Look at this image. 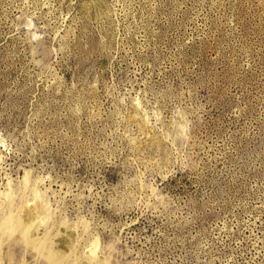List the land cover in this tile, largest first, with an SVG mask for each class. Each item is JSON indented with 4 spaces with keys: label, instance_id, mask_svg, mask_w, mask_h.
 I'll use <instances>...</instances> for the list:
<instances>
[{
    "label": "rangeland",
    "instance_id": "rangeland-1",
    "mask_svg": "<svg viewBox=\"0 0 264 264\" xmlns=\"http://www.w3.org/2000/svg\"><path fill=\"white\" fill-rule=\"evenodd\" d=\"M53 255L264 264V0H0V264Z\"/></svg>",
    "mask_w": 264,
    "mask_h": 264
},
{
    "label": "bare ground",
    "instance_id": "bare-ground-1",
    "mask_svg": "<svg viewBox=\"0 0 264 264\" xmlns=\"http://www.w3.org/2000/svg\"><path fill=\"white\" fill-rule=\"evenodd\" d=\"M40 205V204H39ZM38 205V206H39ZM42 205V204H41ZM40 205V206H41ZM39 206V207H40ZM42 206H44V204L42 205ZM41 206V207H42ZM46 206V205H45ZM37 207V206H36ZM35 207V208H36ZM39 207H38V209H39ZM47 208H48V206H46ZM46 207H43L44 208V211L43 210H40L41 212L43 211L45 214H44V216H42L41 217V219H37V216L36 215H34L33 216V214L31 215L30 214V220H28L27 222H25L23 225H21L20 227H19V238L21 239V240H23L24 242H25V244L27 245V243H28V245H30V244H37L35 241H34V236L36 237V236H38V235H36L37 233H39L38 231H41L40 230V226L42 227V224H43V222H44V220H45V217H46V215L47 216H49L48 215V209L46 208ZM42 209V208H41ZM35 211L37 212V210L35 209ZM39 211V210H38ZM40 212V213H41ZM43 212L41 213V214H43ZM30 213V212H29ZM38 213V212H37ZM13 216V215H12ZM10 217H11V215H10ZM13 218H14V216H13ZM12 218H10L9 219V217H8V219H6L4 222H3V225H2V227L3 228H7L9 225H10V223L13 221V220H11ZM3 228H2V230H3ZM44 228V227H43ZM38 245V244H37ZM36 246V245H35ZM53 262L55 263V264H57V262H59V259H58V256L57 255H53Z\"/></svg>",
    "mask_w": 264,
    "mask_h": 264
}]
</instances>
